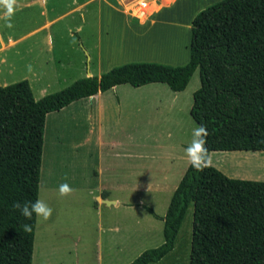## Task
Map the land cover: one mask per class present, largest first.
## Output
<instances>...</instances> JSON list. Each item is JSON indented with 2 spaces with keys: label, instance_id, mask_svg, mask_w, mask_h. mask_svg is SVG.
<instances>
[{
  "label": "trees",
  "instance_id": "16d2710c",
  "mask_svg": "<svg viewBox=\"0 0 264 264\" xmlns=\"http://www.w3.org/2000/svg\"><path fill=\"white\" fill-rule=\"evenodd\" d=\"M196 69L200 84L190 115L207 127L209 154L264 151V0H221L200 10L184 64L129 61L38 99L26 79L0 84V264H32L37 217L26 220L12 205L38 199L48 113L120 84L166 83L182 91ZM190 204L189 264H264V181L189 165L163 216V242L129 264L168 254ZM25 223L31 232L23 231Z\"/></svg>",
  "mask_w": 264,
  "mask_h": 264
},
{
  "label": "rangeland",
  "instance_id": "374dc122",
  "mask_svg": "<svg viewBox=\"0 0 264 264\" xmlns=\"http://www.w3.org/2000/svg\"><path fill=\"white\" fill-rule=\"evenodd\" d=\"M169 1L163 0L164 3ZM218 1L221 0H175L155 17L168 22L191 24L192 18L200 10ZM149 3L154 5V10L160 7L156 4L159 3L157 0H143L139 5ZM150 12L143 10L139 14L140 20L144 21ZM35 19L32 18L30 24ZM121 21L120 16L110 18L100 14L95 2L88 7L84 17L76 14L60 18L56 26L63 31L58 34L61 48L57 52V64L51 66L45 63L48 56L34 47L26 56L9 58L0 64V84L27 78L34 98L38 99L67 87L76 79L86 77L88 70L92 72L91 75L98 76L109 66L129 61L173 64L177 59L189 56L191 28L181 36L179 30L171 25L157 24L139 33L134 28L135 36L121 31L125 35L118 40ZM130 24L137 25L134 21ZM68 27L72 32L66 31ZM32 40L30 38L27 43ZM101 50L110 63L102 59L100 61ZM38 83L45 84L44 91L40 90ZM199 84V70L196 69L182 91H173L166 83H148L139 87L129 84L117 86L118 89L137 88L144 91L142 98L137 92V101L144 100L141 107L137 108V159L118 158L116 162L119 167L113 158L109 159L108 165L114 167L104 172L103 183L119 181L122 184L124 181L127 187L134 185L139 188L158 183V187L147 192H125L123 195L127 201L140 199L144 203L131 210L115 212L102 206L99 214L94 195L88 192L87 188L96 178L89 176L93 162L89 158L87 146L78 144L88 131L89 121L82 108L85 102L76 100L66 109L47 114L38 199L47 203L53 213L47 221L36 218L32 264H129L143 250L163 242L162 217L188 165L184 149L191 142L193 130L197 128L190 115V107ZM210 155L213 165L229 177L264 181V151L213 150ZM87 157L91 163H86ZM133 166L134 170L131 169ZM61 183H68L72 187L71 195L59 196ZM192 211L193 205L190 204L173 249L162 259L148 264H189ZM136 219L144 232H151L140 233L137 239L110 240L112 232L105 229L108 223L129 227L135 224ZM98 252H101V261Z\"/></svg>",
  "mask_w": 264,
  "mask_h": 264
},
{
  "label": "crops",
  "instance_id": "0c3cea01",
  "mask_svg": "<svg viewBox=\"0 0 264 264\" xmlns=\"http://www.w3.org/2000/svg\"><path fill=\"white\" fill-rule=\"evenodd\" d=\"M142 1L143 0H18V7L12 20L13 27H5L4 21L0 20V53H2V55H0V64L5 63L9 58L20 59L26 56V54L35 47L36 49H40L44 55L48 56L45 63H50L51 66H55L59 61L57 52H59L61 48L58 34L63 31L61 27L56 26V21L69 15L77 14L84 17L88 7L94 2L100 14H104L110 18L117 16L122 18L120 25L121 30H118V40L124 38L123 36L125 34L121 31L135 36L134 28L137 29V33H139L157 24L165 26L171 25V27L179 30V35L181 36L185 31L189 32L188 29L191 28V24L189 23L168 22L166 20H158L157 17H155L163 8L169 7L175 0H170L167 3H164L163 0H157L159 3L156 4L160 5V7L156 10H154L155 7L151 3L139 5ZM143 10H151V12L146 16L144 21H141L139 14L143 12ZM149 17L151 18L148 20ZM32 18L36 19L30 24ZM131 21H134L137 25L130 24ZM79 28L80 26L77 27V29ZM71 30L70 27L66 29L67 32H72ZM30 38H33V40L27 43ZM113 39L116 40L114 36ZM99 55L100 61L102 59V61L104 60L106 63H110V61L106 60L104 57L102 50ZM188 59L189 56L187 58L182 57V60L177 59L176 61L178 63H173V65L184 64ZM113 66L115 65L107 67L106 70ZM91 73L92 72L88 70L86 76H90ZM101 73H99V75ZM4 84L5 83L2 85ZM38 85L40 90H45L44 83H38ZM117 86L77 100L85 102L82 108H84L86 120L89 121L87 134L83 141L78 144L87 146L86 150L89 153V158H91L93 162V164H91L92 170L89 176H95L96 180L92 181L87 189L89 193L94 195L97 204L96 210L99 214H101L102 206L113 209L115 212L123 209H134L138 204L144 203L140 199L133 202L127 201L126 197L123 195L125 192H147L153 187H158L157 182L149 183L151 186L144 185L142 188L134 185L127 187L124 181L122 184L119 181H109L106 184L103 183L102 177L104 172H107L110 168L112 170V167H114L108 165L109 159L113 158L116 165V161L121 157H129L134 160L137 159V135L135 136L137 133V108H140L141 104L144 102V100L141 99L137 101V92L139 93L138 96L142 98L144 97V91H139L137 88L118 89ZM69 105L60 110L68 108ZM125 125H127V127H125ZM86 163H91L88 157L86 158ZM117 166L119 167V165ZM131 169L134 170V166L131 167ZM138 188L139 190H137ZM146 227L147 226H145V230L148 229ZM105 229L112 232L110 235L111 241L116 238L124 240L131 238L137 239V235L140 233L151 232V230L144 232L143 226H141L137 219L135 224L129 227L125 225L121 227L116 223H108ZM105 229H103V231ZM99 245L101 246V243H99ZM98 257L101 261V252H98Z\"/></svg>",
  "mask_w": 264,
  "mask_h": 264
},
{
  "label": "clouds",
  "instance_id": "9594fccd",
  "mask_svg": "<svg viewBox=\"0 0 264 264\" xmlns=\"http://www.w3.org/2000/svg\"><path fill=\"white\" fill-rule=\"evenodd\" d=\"M17 7L18 0H0V20L4 21L5 27H13L12 20ZM29 70H31V66H29ZM208 135L209 133L206 125L201 124L193 130L191 142L184 149L186 163L199 172H203L206 168L214 166L213 159L206 146V138ZM72 192L73 189L68 183H61L59 185L60 197H67L71 195ZM12 207L19 210L20 214L29 221L32 220L34 215L37 218H41L43 221H47L51 218L53 213V209L41 199H37L34 202H25L23 204L17 201ZM23 231L31 232V225L25 223L23 225Z\"/></svg>",
  "mask_w": 264,
  "mask_h": 264
}]
</instances>
